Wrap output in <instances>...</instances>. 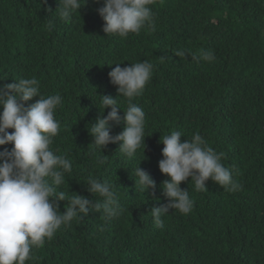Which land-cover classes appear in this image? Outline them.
I'll list each match as a JSON object with an SVG mask.
<instances>
[{
  "label": "trees",
  "instance_id": "trees-1",
  "mask_svg": "<svg viewBox=\"0 0 264 264\" xmlns=\"http://www.w3.org/2000/svg\"><path fill=\"white\" fill-rule=\"evenodd\" d=\"M102 6L87 0L66 22L57 0H0V86L34 77L41 95L62 97L50 147L72 162V171L57 193L100 200L86 191L91 176L112 184L123 209L111 219L91 210L77 217L33 247L26 264H264V0H154L155 30L127 38L106 36L96 11ZM177 50L189 55L177 57ZM207 51L213 61L192 59ZM144 60L152 76L133 103L145 113L146 148L128 157L110 143L101 152L87 128L103 112L99 95L117 96L108 73L115 63ZM116 100L127 108L126 98ZM123 128L121 121L110 134ZM172 131L182 142L199 134L223 153L240 187L225 191L209 179L207 190L196 191L189 177L181 188L192 210H170L157 227L150 210L167 202L160 185L169 179L158 167L159 141ZM138 166L155 180L159 201L135 186ZM66 204L59 202L61 213Z\"/></svg>",
  "mask_w": 264,
  "mask_h": 264
},
{
  "label": "clouds",
  "instance_id": "clouds-1",
  "mask_svg": "<svg viewBox=\"0 0 264 264\" xmlns=\"http://www.w3.org/2000/svg\"><path fill=\"white\" fill-rule=\"evenodd\" d=\"M99 2V0H94ZM154 0H103L96 9L104 21L103 32L127 38L130 33L138 34L141 29L155 30V15L150 5ZM46 4L47 0H42ZM59 16L71 20L80 12L87 0H57ZM56 9V10H57ZM51 9H48V11ZM55 10V11H56ZM175 56L189 55L184 50L175 51ZM193 60L211 62L215 59L211 51L200 56L192 54ZM115 63L108 76L116 86L117 96L127 99L123 109L116 97L99 95L103 112L97 116L91 128H87L93 144L102 152L107 146L119 143V150L128 157L135 155L145 145V113L133 99L142 94L150 81L153 65L147 60L121 67ZM113 65V64H111ZM108 65V66H111ZM14 83L0 86V146L12 144L9 151H0V264H26L32 259L31 249L42 247L51 240L62 226H69L77 217L87 216L89 211L102 212L105 219L122 214L119 197L111 183L88 177L86 191L102 199H89L76 194L66 197L56 188L65 182V174L71 173L72 162L65 155H58L50 147L58 135L60 124L55 119V110L62 105L59 94L44 97L36 78H22ZM34 97V103L28 104ZM104 115L105 109H109ZM123 110V117L118 110ZM123 121V130L111 135L114 125ZM8 129H14L9 133ZM182 133L172 131L160 137L163 144L159 170L169 177L160 185L166 203L153 207L150 212L157 227H163L162 217L177 210L188 214L193 201L188 189L181 182L191 178L196 191L207 190L206 181L211 179L225 191H236L240 185L233 179L232 171L222 163L223 153L215 152L206 141L194 134L191 141H181ZM107 157V156H105ZM156 196V182L139 166L135 169V186ZM67 201L65 211L60 212L59 202Z\"/></svg>",
  "mask_w": 264,
  "mask_h": 264
}]
</instances>
